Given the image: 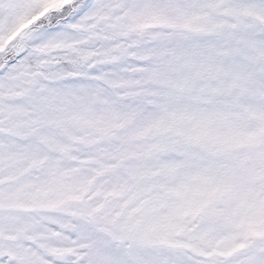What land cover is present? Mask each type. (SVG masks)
<instances>
[{"label": "snow or ice", "instance_id": "1", "mask_svg": "<svg viewBox=\"0 0 264 264\" xmlns=\"http://www.w3.org/2000/svg\"><path fill=\"white\" fill-rule=\"evenodd\" d=\"M0 264H264V0H0Z\"/></svg>", "mask_w": 264, "mask_h": 264}]
</instances>
